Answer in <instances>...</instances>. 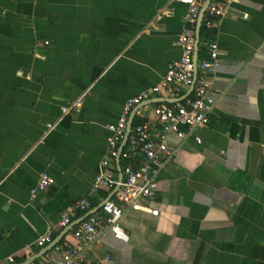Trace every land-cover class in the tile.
<instances>
[{
    "label": "crops",
    "instance_id": "0c3cea01",
    "mask_svg": "<svg viewBox=\"0 0 264 264\" xmlns=\"http://www.w3.org/2000/svg\"><path fill=\"white\" fill-rule=\"evenodd\" d=\"M185 12L177 0H0V264L48 248L36 239L64 230L77 199L108 196L91 191L107 125L180 58ZM209 30L198 42V59L210 40L218 51L208 122L168 139L173 153L146 201L158 214L126 210L128 240L105 233L91 264H264V0L231 2ZM189 89L136 107L155 127V105ZM42 172L53 183L32 197ZM57 245L28 264H49Z\"/></svg>",
    "mask_w": 264,
    "mask_h": 264
},
{
    "label": "built area",
    "instance_id": "2783aa9c",
    "mask_svg": "<svg viewBox=\"0 0 264 264\" xmlns=\"http://www.w3.org/2000/svg\"><path fill=\"white\" fill-rule=\"evenodd\" d=\"M177 1L186 6L183 27L177 37L181 56L168 65L157 84L127 99L117 122L107 125V152L98 163L91 191L98 193L105 190L110 198L70 228V235L60 240L57 245L58 255L49 261V264H91L90 255L94 244L108 232L115 239L127 241L128 235L120 224L126 210L157 215L158 209L150 207L146 201L155 195L158 187L157 174L163 160L173 153L168 139L171 136L185 137L187 133L181 126L192 131L208 122L215 101L210 94L212 87L208 77L213 75L219 66L217 44L213 40L208 41L207 55L197 58L196 64L194 63L196 24L204 0ZM233 1L235 0H210L202 19L203 26L206 29L213 28ZM195 66L197 76L190 96L170 105L156 104L153 109L155 127L143 118L140 108L137 109L135 114L140 118L137 122H132L127 140L120 148L129 116L136 106L152 94L179 97L191 86ZM70 106L62 107V112H66ZM196 140L200 142L199 137H196ZM52 183L53 179L48 173H40L36 185L30 190V195L35 197ZM92 209L94 207L89 199H77L62 212L59 227H68L79 219L82 213ZM53 237L51 226H47L44 233L36 239L35 245L42 247L51 242ZM6 260L13 262L14 258L8 256Z\"/></svg>",
    "mask_w": 264,
    "mask_h": 264
},
{
    "label": "water",
    "instance_id": "95a60500",
    "mask_svg": "<svg viewBox=\"0 0 264 264\" xmlns=\"http://www.w3.org/2000/svg\"><path fill=\"white\" fill-rule=\"evenodd\" d=\"M210 2V0H205L201 9H200V13H199V17H198V20H197V24H196V41H195V51H194V63L196 64V61H197V58H198V42H199V38H200V29H201V22H202V19H203V16H204V12H205V9L208 5V3ZM196 76H197V69H196V66H195V69H194V75H193V81H192V84L190 86V89L189 91L184 95L182 96L181 98H178L177 101H181L182 99L186 98L191 90L193 89V86H194V82L196 80ZM164 100H168V99H164ZM159 101H162V99H151V100H148L145 104H149V103H152V102H159ZM144 104V105H145ZM139 107H136L130 114L129 116V119H128V122H127V127H126V131H125V134H124V139H123V142L121 143V146L120 148L123 147V145L125 144L126 140H127V137H128V134H129V130H130V127L132 125V122H133V117H134V114H135V111L137 109H139ZM116 163L118 165V171H119V177H120V167H119V158L116 159ZM110 198V196H107L105 199H103L96 207H94V209L88 211L87 213H85L83 216H81L79 219L75 220L74 222H72L68 227L64 228V230H62L58 235H56L54 238H53V241H51V244L49 245L48 248H46L44 251L40 252L39 254L33 256V257H30L27 261L23 262L22 264H28L30 262H32L36 257L40 256L41 254L45 253L47 251V249L53 247L54 245H56L57 243H59V241L62 239L64 233L66 231H68L70 228H72L75 224H77L81 219L85 218L87 215H89L90 213L94 212L95 210H97L98 208H100L102 206V204L108 200Z\"/></svg>",
    "mask_w": 264,
    "mask_h": 264
},
{
    "label": "trees",
    "instance_id": "16d2710c",
    "mask_svg": "<svg viewBox=\"0 0 264 264\" xmlns=\"http://www.w3.org/2000/svg\"><path fill=\"white\" fill-rule=\"evenodd\" d=\"M212 34H213L212 31H210L209 29H206L205 26H201V29H200V37H201V41H204V40L210 39V38L212 37ZM203 51H204V47H203L202 45H200V49H199V57H201V54H202ZM137 121H138V119L134 117V119H133V123H135V122H137ZM107 195H108V192H105V193H103L102 196H103V198H105ZM98 203H99V200H97V199H93V200L91 201V205H92V207L97 206ZM60 242H61V241H59V243H60ZM59 243H58V244H59Z\"/></svg>",
    "mask_w": 264,
    "mask_h": 264
}]
</instances>
